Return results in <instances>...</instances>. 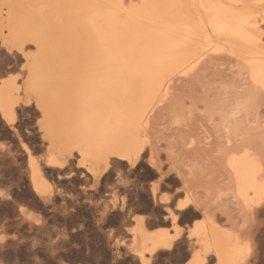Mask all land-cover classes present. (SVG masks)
<instances>
[{
    "label": "bare ground",
    "instance_id": "6f19581e",
    "mask_svg": "<svg viewBox=\"0 0 264 264\" xmlns=\"http://www.w3.org/2000/svg\"><path fill=\"white\" fill-rule=\"evenodd\" d=\"M218 59L239 79L200 82ZM0 120L34 197L56 209L49 171L81 167L98 216L124 215L139 264L183 245V264H264V0H0ZM187 212L197 220L182 229Z\"/></svg>",
    "mask_w": 264,
    "mask_h": 264
},
{
    "label": "rangeland",
    "instance_id": "374dc122",
    "mask_svg": "<svg viewBox=\"0 0 264 264\" xmlns=\"http://www.w3.org/2000/svg\"><path fill=\"white\" fill-rule=\"evenodd\" d=\"M227 61L218 59L208 62L198 77L200 82L207 84L219 81H237L239 79V75L236 74L238 65L235 62ZM15 70L18 71L17 68L10 70L5 76L17 75ZM19 119L23 126L21 128L23 141L31 150H34L33 148H37L40 143L39 134L34 130L36 125L33 124L38 120L33 113H27L20 116ZM24 123H28V126H24ZM28 130L31 131L28 132ZM18 146L20 147L18 138L13 135L8 125L0 120V264H139L128 248L129 241L125 238L127 228L122 217L124 215L113 212L114 214L107 215L105 219L98 216L94 202L96 203L99 198L93 190L91 191L93 183L86 181L79 173L81 167H75V174L70 178H58L55 172L49 171L52 174L49 177L50 185L52 183L51 188L54 189L53 192L60 193V195L56 194L54 200L56 209L59 206L56 211L51 205L43 204L37 196L34 197L35 194L28 183L25 154ZM7 147H12L11 152L17 155L14 160L5 155ZM36 151L34 150L32 153L39 156L41 152L37 151L36 153ZM74 164L81 165L78 161H75ZM138 172L144 184L152 180L150 171L145 167L138 168ZM168 184L173 186V182ZM90 185L91 187H89ZM101 189L105 191V188ZM83 191L89 195L93 192V198L90 200L87 198L88 196L85 197ZM62 199H66L65 203H68L64 204ZM61 203L62 205H60ZM138 204L137 207L151 206L149 202L145 203V201L144 203L141 201V205ZM61 206L64 208H60ZM20 207L25 208L27 213L34 218L41 217L43 222L40 220L36 224L37 228L31 226L29 220L24 218L19 211ZM144 212L140 209L134 214L147 215V211L144 210ZM160 216L161 214H159ZM182 219L179 225L185 229L196 222L197 217H194L191 212H187ZM153 220L156 221V218H150L153 223L150 227L151 230L170 232L169 223L154 222ZM262 221L264 222V217L260 218L261 223H263ZM183 246L179 250L174 249L172 252L174 255L170 257L165 251V253L162 251L159 258H156L158 260L152 264L155 262V264H183L187 262L190 259V253L187 247L183 248ZM186 253L187 255H185ZM165 254L166 256H164Z\"/></svg>",
    "mask_w": 264,
    "mask_h": 264
}]
</instances>
